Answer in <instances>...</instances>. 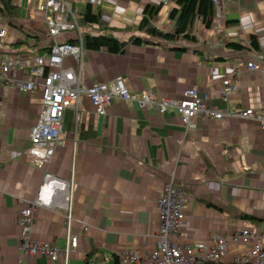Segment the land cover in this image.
<instances>
[{
	"label": "crops",
	"instance_id": "obj_1",
	"mask_svg": "<svg viewBox=\"0 0 264 264\" xmlns=\"http://www.w3.org/2000/svg\"><path fill=\"white\" fill-rule=\"evenodd\" d=\"M175 2L103 0L99 7L102 27L120 41L136 37L149 43L128 44L118 55L85 51L81 83H106L119 76L135 95L146 91L175 98L184 89L195 88L209 94L211 106L224 113L260 109L264 101V0H219L208 29L199 19L194 22V43L165 42L137 30L143 6L161 4L146 28L172 33L168 13L176 9ZM18 25L9 30L7 45L23 43L26 34L35 37L37 46L25 43L20 50L47 46L45 34L31 22ZM89 32L97 34V29ZM249 36L255 37L258 52L246 49ZM72 39V34H60L54 42ZM229 43L245 49L235 51L227 47ZM254 53L263 59L258 70L250 72L246 63H255ZM225 77H235L238 91L224 104L219 90ZM39 99L38 91L0 88V264H61L42 256H20L17 250L16 221L24 206L19 200L32 198L44 172L68 179L72 171L73 215L87 227L83 234L79 224L72 227L77 244L67 264H112L113 257L121 264L118 255L129 251L147 256L155 243L156 201L170 177L186 198L185 223L177 244H208L210 235L226 236L243 226L264 233V138L256 121L196 117L193 128L183 133L173 110L160 115L153 107L113 99L105 115L97 116L80 93L77 107L64 111L62 145L39 170L22 156L37 120ZM33 217L31 236L61 248L63 212L40 209ZM237 250L241 248L229 246L216 264H233ZM87 255H92L93 263L85 262Z\"/></svg>",
	"mask_w": 264,
	"mask_h": 264
},
{
	"label": "built area",
	"instance_id": "obj_2",
	"mask_svg": "<svg viewBox=\"0 0 264 264\" xmlns=\"http://www.w3.org/2000/svg\"><path fill=\"white\" fill-rule=\"evenodd\" d=\"M24 1L26 11L31 2L37 4L41 14L45 37L48 39V52L43 56H18L9 49H4L9 33L0 26V88H11L21 93L38 91L40 104L37 120L29 130L28 146L23 149L24 160L36 169L45 168L55 151L62 145L60 140L61 120L66 109L76 108L80 93L89 102L97 116H104L106 107L113 99L122 102H135L140 108L153 107L160 115L168 110L177 114L183 133L193 128L192 120L196 117L221 120L237 118L253 120L264 138V101L258 110H240L222 112L213 108L212 99L207 93H199L195 88L184 89L178 97H156L151 92L134 94L127 90L121 77L109 82H95L89 86L81 83L84 49L81 43L83 30L78 26L77 12L67 0H13L21 7ZM93 7H100L103 0H81ZM165 2V0H158ZM218 7L219 0H211ZM1 16V15H0ZM95 26L87 28L88 32ZM96 28V27H95ZM91 33V32H89ZM60 34H72L75 45L66 42H54ZM92 34V33H91ZM34 45V36H24L21 40ZM254 62L246 63L248 71L258 70L262 55L254 53ZM238 91L235 77H225L220 81L219 100L226 103L231 95ZM185 194L180 187L173 185L170 177L162 187L156 201L157 226L154 233L155 243L152 251L141 258L129 251L118 255L121 264H216L222 260L229 246L237 248L233 264H264V233L256 234L251 228L243 226L226 235H210L209 243L197 242L179 245L176 242L180 229L184 226ZM74 182L72 171L68 179L57 178L44 172L29 200H19L24 206L17 217L18 247L20 256L32 258L45 257L48 261L67 264L75 251L77 236L72 233L75 224L81 226L80 233L86 231V225L73 215ZM63 212L64 238L61 248L50 242L36 240L31 236L34 213L37 210Z\"/></svg>",
	"mask_w": 264,
	"mask_h": 264
},
{
	"label": "trees",
	"instance_id": "obj_3",
	"mask_svg": "<svg viewBox=\"0 0 264 264\" xmlns=\"http://www.w3.org/2000/svg\"><path fill=\"white\" fill-rule=\"evenodd\" d=\"M261 1V0H256ZM176 9H171L168 13V19L172 23V33H164L154 28H146L150 22L159 12L161 4H145L141 11V19L136 28L138 31H143L148 36L156 39H161L165 42H173L175 40H183L189 43H194L195 38L192 34V29L196 19H199L202 26L208 29L214 16V6L211 0H176ZM20 12V7L16 6L13 0H0V15H4L8 19V24L17 21ZM77 12V11H76ZM101 10L99 7H93L88 4L85 5L81 13L77 12L78 26L83 30L81 34V43L84 51H99L103 50L107 54L118 55L123 52L126 45H140L148 44L139 38L130 37L127 41L123 42L114 38L108 29L100 25ZM95 26L97 34H91L87 28ZM44 25L41 26V32H45ZM28 36V35H24ZM26 42L8 44L9 50L18 56H43L48 52V47H38L31 50H20L22 44ZM68 44L75 45V41H66ZM32 46V47H31ZM31 48H36L37 44L31 45ZM228 48L235 51L245 49L238 44L229 43ZM248 50L258 52V44L254 36H249ZM16 50V51H15ZM181 51H184L181 49ZM246 219V217H244ZM91 260L93 263L92 255H87L85 262ZM88 264V263H87ZM112 264H117L116 257H113Z\"/></svg>",
	"mask_w": 264,
	"mask_h": 264
},
{
	"label": "rangeland",
	"instance_id": "obj_4",
	"mask_svg": "<svg viewBox=\"0 0 264 264\" xmlns=\"http://www.w3.org/2000/svg\"><path fill=\"white\" fill-rule=\"evenodd\" d=\"M31 3L32 4H31L29 10L26 11L25 3H24V1H22L21 7H20V12L18 15V19H17V21H13L11 24H8V19L4 15H1L0 16V26L5 27V30L7 32H10L9 31L10 29L19 28L18 24H23L24 22H26V23L31 22V24H33L37 27L38 31H41V26L43 25L41 22L42 21L41 14L37 11V4L34 1H32ZM85 5L86 4L83 2L73 4L74 9L79 13H81L83 11ZM25 13H28V19L25 18ZM42 37H44L43 34L40 35V38H42ZM7 47L10 48L9 45L5 44L4 49H6ZM39 104H40V99H39Z\"/></svg>",
	"mask_w": 264,
	"mask_h": 264
}]
</instances>
